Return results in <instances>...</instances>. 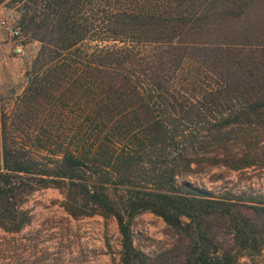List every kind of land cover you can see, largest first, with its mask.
Returning a JSON list of instances; mask_svg holds the SVG:
<instances>
[{"label": "trees", "instance_id": "trees-1", "mask_svg": "<svg viewBox=\"0 0 264 264\" xmlns=\"http://www.w3.org/2000/svg\"><path fill=\"white\" fill-rule=\"evenodd\" d=\"M254 1L29 0L20 27L40 47L0 107V228L19 231L31 221L27 194L55 186L71 216L115 219L114 264L260 254L264 190L178 180L264 167V31L215 32ZM142 211L175 231L171 257L133 244Z\"/></svg>", "mask_w": 264, "mask_h": 264}, {"label": "rangeland", "instance_id": "rangeland-1", "mask_svg": "<svg viewBox=\"0 0 264 264\" xmlns=\"http://www.w3.org/2000/svg\"><path fill=\"white\" fill-rule=\"evenodd\" d=\"M29 6V0H0V19L20 28L19 35H11L0 26V107H11L22 91L25 71L40 47V41L20 27L23 14L31 12ZM215 29L221 36L242 30L264 31V0L249 4L239 17L219 20ZM178 180L214 193L264 190V167L242 171L212 167L207 172H188ZM61 199L55 186L39 187L27 194L24 206L31 221L17 232L0 228V264H114L120 249L115 219L101 214L75 218L59 204ZM131 227L133 244L144 253L164 259L175 254L176 233L160 216L142 211L133 218ZM234 264H264V249L252 257L241 256Z\"/></svg>", "mask_w": 264, "mask_h": 264}, {"label": "built area", "instance_id": "built-area-1", "mask_svg": "<svg viewBox=\"0 0 264 264\" xmlns=\"http://www.w3.org/2000/svg\"><path fill=\"white\" fill-rule=\"evenodd\" d=\"M0 26L8 34H11V35H19L20 34L19 25L16 23L8 21V19H6V18L0 19Z\"/></svg>", "mask_w": 264, "mask_h": 264}]
</instances>
